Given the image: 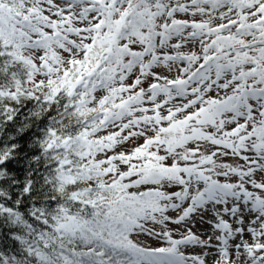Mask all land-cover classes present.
Returning <instances> with one entry per match:
<instances>
[{
	"label": "snow or ice",
	"instance_id": "snow-or-ice-1",
	"mask_svg": "<svg viewBox=\"0 0 264 264\" xmlns=\"http://www.w3.org/2000/svg\"><path fill=\"white\" fill-rule=\"evenodd\" d=\"M0 264H264V0H0Z\"/></svg>",
	"mask_w": 264,
	"mask_h": 264
},
{
	"label": "rangeland",
	"instance_id": "rangeland-1",
	"mask_svg": "<svg viewBox=\"0 0 264 264\" xmlns=\"http://www.w3.org/2000/svg\"><path fill=\"white\" fill-rule=\"evenodd\" d=\"M201 230H203V229H201Z\"/></svg>",
	"mask_w": 264,
	"mask_h": 264
}]
</instances>
